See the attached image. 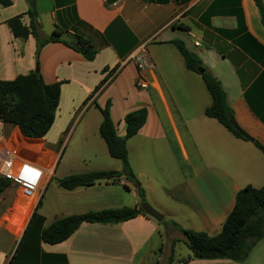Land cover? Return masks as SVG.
<instances>
[{
  "label": "crops",
  "instance_id": "0c3cea01",
  "mask_svg": "<svg viewBox=\"0 0 264 264\" xmlns=\"http://www.w3.org/2000/svg\"><path fill=\"white\" fill-rule=\"evenodd\" d=\"M34 1L42 36L54 28L68 41L78 34L96 54L86 60L61 42H49L36 64L35 39L15 36L7 23L20 15L29 27L27 0L0 4V80L36 69L45 83H60L55 117L43 137H24L0 119V168L8 151L15 162L31 161L43 169L34 196H23L11 183L0 194V264H159L162 256L164 264H264V236L241 261H183L190 251L170 223L214 235L236 192L264 183V154L253 144L255 139L264 144V28L254 0H123L118 6L109 0ZM174 39L220 82L235 123L252 141L204 115L211 97L200 74L186 69ZM142 46L155 65L144 73L145 88L135 85L137 68L130 59ZM108 100L119 136L125 133L124 116L146 108L144 124L126 141L128 161L145 200L164 218L157 222L139 214L117 224L85 222L66 240L44 243L41 229L57 218L139 206L133 182L123 175L70 190L57 183L73 173L122 169L98 132L99 107ZM70 128L67 143L79 132L63 163ZM178 244L189 252L175 255Z\"/></svg>",
  "mask_w": 264,
  "mask_h": 264
},
{
  "label": "trees",
  "instance_id": "16d2710c",
  "mask_svg": "<svg viewBox=\"0 0 264 264\" xmlns=\"http://www.w3.org/2000/svg\"><path fill=\"white\" fill-rule=\"evenodd\" d=\"M29 27L22 25L20 15H15L7 20L15 36L35 39V62L40 48L49 42H61L65 46L80 53L86 60H92L96 49L81 35L75 34L74 40L68 41L61 38V33L54 28L47 36L40 33V23L35 10V1L27 0ZM260 14V22L264 28V5L262 0H254ZM2 6L11 4V0H0ZM183 27V26H182ZM171 43L182 56L186 69L200 74L201 79L210 94L211 103L204 110V115L217 120L235 137L246 140L234 127V112L226 100V93L220 82L203 66L197 54L189 50L180 39ZM202 67L203 72L198 68ZM114 70H111L109 75ZM102 80L93 90L95 93L104 83ZM60 83H45L38 70L27 74H20L11 80H0V119L3 122L16 126L24 137L41 138L50 129L59 102ZM109 100L103 107H99L102 121L99 125V135L106 143L110 157L120 160L122 169L96 170L84 173H73L57 180L58 185L64 189L90 186L102 179L116 181L123 175L132 181L139 197V206L107 208L98 211H88L82 214H72L53 220L43 227L40 239L47 244H56L66 240L82 223L117 224L131 219L139 214H144L140 204L145 201L143 188L134 177L126 148V141L135 135L146 120V108L140 107L129 111L124 116L125 133L119 136L110 117ZM254 146L264 154V144L256 139ZM10 185V182L0 175V194ZM36 213L34 211L33 216ZM170 223L180 231L184 243L190 254L183 258L189 259H230L233 261L244 260L252 247L264 236V183L256 188L245 185L235 194L234 205L223 221L220 230L209 235L203 231L184 229L173 221Z\"/></svg>",
  "mask_w": 264,
  "mask_h": 264
},
{
  "label": "built area",
  "instance_id": "2783aa9c",
  "mask_svg": "<svg viewBox=\"0 0 264 264\" xmlns=\"http://www.w3.org/2000/svg\"><path fill=\"white\" fill-rule=\"evenodd\" d=\"M112 6H118L123 0H109ZM130 59L137 68V76L135 85L137 87H147L144 73L148 69H154L155 65L145 54L144 47H140L138 51L131 55ZM115 70L110 74L111 76ZM14 153L5 151L2 155V163L0 175L8 180L11 184H15L21 188V192L25 197H32L36 193L43 178V169L31 161L15 162Z\"/></svg>",
  "mask_w": 264,
  "mask_h": 264
},
{
  "label": "rangeland",
  "instance_id": "374dc122",
  "mask_svg": "<svg viewBox=\"0 0 264 264\" xmlns=\"http://www.w3.org/2000/svg\"><path fill=\"white\" fill-rule=\"evenodd\" d=\"M115 73H113V75H114ZM113 75H112V77H113ZM111 77V78H112ZM205 86V85H204ZM204 88H206V87H204ZM207 90V89H206ZM210 95V94H209ZM90 112H91V110L90 111H88L85 115H84V117L81 119V122L79 123V126H82V124L84 123V121H85V119L88 117V115L90 114ZM71 129L72 128H70V130H69V132H68V134H67V132H66V134H67V136H66V139H65V141H66V143H65V145H63V148H64V150H63V153H64V156H63V159H62V162L64 163L65 161H66V157L68 156V153L70 152V150H71V148L73 147V145L75 144V143H73L74 142V140H75V136L78 134V129L75 131V132H73V134H72V136H71V138H70V140H69V143H67L68 142V138H69V136H70V133H71ZM54 180H55V178H54ZM54 180H52V181H54ZM146 201V200H145ZM147 202V201H146ZM152 206V205H151ZM153 207V206H152ZM154 208V207H153ZM157 210V209H156ZM158 211V210H157ZM33 222H35L34 220H33ZM161 228H163V227H161ZM187 251V252H189L188 251V249L186 248V246L185 245H180V244H178L177 245V247H176V250H175V255H177V253H178V251ZM164 257L162 256V259L160 260V262H159V264H164V259H163ZM158 264V263H157Z\"/></svg>",
  "mask_w": 264,
  "mask_h": 264
},
{
  "label": "water",
  "instance_id": "95a60500",
  "mask_svg": "<svg viewBox=\"0 0 264 264\" xmlns=\"http://www.w3.org/2000/svg\"><path fill=\"white\" fill-rule=\"evenodd\" d=\"M199 72H203V68L199 67L198 68ZM233 127L242 135L244 136L246 139L252 141L253 138L247 133L245 132L242 128H240L235 122L233 123ZM140 208L143 211V213H145L146 215L154 218L157 222H160L163 220L164 215L162 213H160L159 211H157L155 208H153L148 202L144 201L140 204Z\"/></svg>",
  "mask_w": 264,
  "mask_h": 264
}]
</instances>
